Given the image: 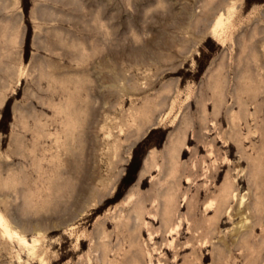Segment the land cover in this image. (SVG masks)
I'll use <instances>...</instances> for the list:
<instances>
[{"label": "rangeland", "instance_id": "374dc122", "mask_svg": "<svg viewBox=\"0 0 264 264\" xmlns=\"http://www.w3.org/2000/svg\"><path fill=\"white\" fill-rule=\"evenodd\" d=\"M0 214V264H264V0H0Z\"/></svg>", "mask_w": 264, "mask_h": 264}, {"label": "bare ground", "instance_id": "6f19581e", "mask_svg": "<svg viewBox=\"0 0 264 264\" xmlns=\"http://www.w3.org/2000/svg\"><path fill=\"white\" fill-rule=\"evenodd\" d=\"M2 220V215L0 214V221ZM3 221V220H2ZM6 229H8L7 225L5 226Z\"/></svg>", "mask_w": 264, "mask_h": 264}, {"label": "trees", "instance_id": "16d2710c", "mask_svg": "<svg viewBox=\"0 0 264 264\" xmlns=\"http://www.w3.org/2000/svg\"><path fill=\"white\" fill-rule=\"evenodd\" d=\"M128 176V173H127V175L125 176V178Z\"/></svg>", "mask_w": 264, "mask_h": 264}]
</instances>
